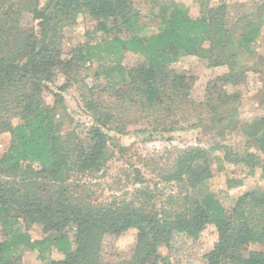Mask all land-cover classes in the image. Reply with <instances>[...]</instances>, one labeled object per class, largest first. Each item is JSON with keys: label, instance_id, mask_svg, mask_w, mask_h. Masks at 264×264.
<instances>
[{"label": "trees", "instance_id": "16d2710c", "mask_svg": "<svg viewBox=\"0 0 264 264\" xmlns=\"http://www.w3.org/2000/svg\"><path fill=\"white\" fill-rule=\"evenodd\" d=\"M192 1L196 18L174 0H0V135L11 139L0 158V264H22L23 249L46 251L43 264H171L159 249L170 250L178 236L197 242L210 225L217 240L198 264H264V251L250 250L264 243V188L245 192L230 208L204 192L210 162L218 170L259 168L264 180V116L240 126V95L227 91L248 71L264 82V56L254 49L264 0ZM82 17L104 37L65 53L64 33ZM144 21L156 23V32L146 35ZM126 53L141 61L120 65ZM181 57L226 68L199 101L191 98L196 76L174 69ZM92 63L101 64L105 84L85 83ZM74 86L90 120L66 128L64 94ZM14 119L20 123L13 125ZM140 121L168 134L202 127L223 141L207 149L174 147L156 161L139 156L160 183L174 184L175 193L159 195L136 169L137 187L101 202L92 180L112 157L110 142ZM234 132L245 141L240 150L224 141ZM240 184L232 180L229 187ZM33 226L41 239L31 238ZM129 230L136 232L131 255L106 261V239Z\"/></svg>", "mask_w": 264, "mask_h": 264}, {"label": "rangeland", "instance_id": "374dc122", "mask_svg": "<svg viewBox=\"0 0 264 264\" xmlns=\"http://www.w3.org/2000/svg\"><path fill=\"white\" fill-rule=\"evenodd\" d=\"M253 1L236 0V2H249V4ZM174 2L186 7L192 18L198 16L199 8L192 0H174ZM232 12L235 15L238 13V10H233ZM144 23L148 24L144 29L146 35L156 32V23H151L150 21H144ZM103 37L102 34L94 32V24L88 17L79 18L77 25L67 29L64 33L63 43L65 53H68L78 45L85 43L93 45L99 43ZM254 49L257 53L264 56V25L256 39ZM122 56L120 65L124 67L133 66L141 61V57L131 53H126ZM100 65L99 63H92L87 71L84 70L83 75H86L84 81L87 85L93 86L97 83L105 84L107 82L105 74L101 73ZM110 65L113 66L114 63H106V66ZM174 69L178 73L196 76V82L191 90V98L196 101L203 98L206 85L210 80L226 72L225 67L207 68L204 63L194 57H181L174 65ZM112 76H115V74ZM61 83L62 79L58 81V84ZM263 86L262 76L248 71L238 86L235 88L227 87L228 92L237 91L240 95L238 123L240 126L247 127L253 119L264 116V105L261 102ZM53 89L55 90V88ZM78 93L74 86L64 94L65 106L70 117L69 119H65L66 128L76 127L79 123L89 124L90 117L82 109ZM43 102L45 104H52V98L48 93H43ZM19 123V119L12 120L13 125ZM143 129H148V131L144 134L138 132ZM123 133L125 134L116 141L110 142L109 148L112 157L105 168L92 180V183L96 185V193L94 195L95 197H99V201L101 202L113 195L129 193L137 187L133 183V176L136 169L141 172L143 177L149 180L148 185L155 189L159 195L166 196L175 193L177 189L174 184L160 183L147 167L142 166L139 156L147 160L151 159L156 161L159 158L167 159L170 157L169 153L173 151L174 147L199 146L207 149L214 142L223 141L222 136L208 133L202 127L176 130L168 134L162 133L160 130L155 132L152 126H148L145 121L127 125ZM224 138L226 144H229L236 150H240L245 143L242 135H237L236 132L231 135H225ZM10 145V135L8 133L1 134L0 158L9 149ZM211 160L213 159L211 158ZM210 164H212V176L204 183V192L210 193V195L218 199L226 208L232 207L238 197L245 192L264 188L262 171L259 168L249 173L241 167L225 165L222 170H218L216 163L210 162ZM232 180L241 181V184L238 187L231 188L229 187V183ZM29 233L33 240L43 237L41 229L38 226L31 227ZM135 233L134 230H129L117 238L111 237L106 239L104 244L111 254L108 257L103 256L104 259L106 261H117L130 256ZM0 239H2L1 228ZM216 240V230L214 226L210 225L201 233L197 242L178 236L173 240L170 250L161 247L159 252L163 257H167L171 264H198L201 257L212 249ZM250 250L264 251V243L251 245ZM19 253L22 257V264H43L45 260L41 259V256L48 257L46 251L41 252L38 249L33 251L23 249ZM52 255L56 259L62 258L56 252L52 253Z\"/></svg>", "mask_w": 264, "mask_h": 264}]
</instances>
